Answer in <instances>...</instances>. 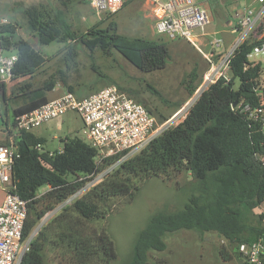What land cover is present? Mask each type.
I'll return each mask as SVG.
<instances>
[{
    "label": "trees",
    "instance_id": "1",
    "mask_svg": "<svg viewBox=\"0 0 264 264\" xmlns=\"http://www.w3.org/2000/svg\"><path fill=\"white\" fill-rule=\"evenodd\" d=\"M57 1L66 7L73 0ZM24 15L27 31L39 46L64 45L61 53L67 68L76 65L80 48L105 55L116 51L144 73L164 70L171 59L166 43L121 35L112 19L116 14H108L85 33L74 31L60 9L54 11L40 4L26 9ZM103 24L106 25L102 28ZM256 33L261 40L245 42L231 60L232 83L225 84L220 80L212 85L193 104L181 124L164 132L72 205L82 218L100 220L104 219V214L98 204L134 196L140 191L136 181L157 178L172 169L186 170L192 175L195 187L187 203L180 210L163 209L149 218L136 237L133 256L127 264H148L149 254L163 253L167 249L166 237L182 230L216 232L235 249L239 258L238 245L251 244L264 237V228L247 229L243 218V212H252L264 203V164L261 161L264 157V130L257 125L249 128L244 116L232 110L235 103L264 108L263 66L259 61L252 63L248 60L254 48L264 43V21ZM0 47L6 55H17L10 81L5 83L0 78L2 102L16 105L11 110L14 127L17 118L46 105L50 101L48 94L59 82L74 93L64 72H59L60 80L52 76L38 86L33 83L46 59L19 35L17 24L0 25ZM92 70L98 73L95 66ZM235 80L240 82L237 92L233 91ZM197 81L198 76L193 74L191 97L200 85ZM13 87L19 88L18 96L11 92ZM128 94L134 96L132 91ZM181 108L177 105L167 114L158 113L156 117L162 123ZM3 120L8 126V120ZM44 142L31 132L18 133L14 141L17 151L12 170L14 193L28 202L24 240L30 238L47 213L84 187L85 181H80L81 177L96 170L97 151L80 138L66 139L63 149L57 153L37 150V146L42 147ZM69 176H74V180L70 181ZM44 186L49 191L39 196L38 190ZM62 242L68 243V235L60 236ZM47 243V236L41 232L31 241L21 264H46ZM77 243L76 249L85 245L84 240ZM91 246L97 250L84 249L78 252L79 256L91 253L107 262L116 257L113 242L108 238H99Z\"/></svg>",
    "mask_w": 264,
    "mask_h": 264
},
{
    "label": "rangeland",
    "instance_id": "2",
    "mask_svg": "<svg viewBox=\"0 0 264 264\" xmlns=\"http://www.w3.org/2000/svg\"><path fill=\"white\" fill-rule=\"evenodd\" d=\"M198 1L209 8L212 17V24L206 31L209 36L201 41V52L185 41H170L157 35L153 29L149 8L147 9L146 3L142 0L127 4L112 17L118 25V32L123 36L145 38L167 44L171 59L164 70L153 73L139 71L116 51L111 55H105L100 51L91 53L82 48L79 49L76 65L67 68L62 60L63 44L54 43L41 47L27 31L24 11L31 6L43 4L54 11L63 10L72 29L78 33H85L108 15H98L90 5L91 0H73L66 7L60 6L57 0H0V16L8 23L17 24L19 35L28 40L46 59L44 68L33 80L35 85H40L52 76L60 80L59 72H64L68 85L79 98L88 97L108 86H117L127 94L128 91H132L134 96L131 97L136 102L152 107L153 113L157 115L167 114L177 105L183 107L195 98V94L192 97L190 95L191 76L196 74L197 82L202 83L210 68L202 53L209 55L210 41L221 42L222 48L218 49V52L231 49L238 38L237 35L230 33L232 26L238 22L236 16L239 17L247 8L258 10L261 7L259 0ZM105 25L103 24L102 28ZM258 38L256 32L251 36V40ZM254 59L262 63L264 83V55ZM92 66H95L98 73L92 70ZM18 89V87L11 88V92L15 93L14 96H18ZM239 90L240 82L235 80L233 91ZM67 91H69L68 87L59 82L56 89L48 94L49 100L57 99ZM15 107L16 105L11 102L4 104L0 97V144L7 145L18 133L12 124L11 110ZM3 118L8 120V126L5 125ZM83 131L84 125L80 117L68 113L44 123L32 133L45 141L42 146L43 151L57 153L63 149L66 139L80 138L89 144ZM74 178V176L68 177L70 181ZM136 182L140 191L134 196L118 197L106 204H98L104 219L89 221L82 218L73 210L74 202L42 219L34 230L36 234L33 240L41 232L47 236L46 264L129 263L133 256L136 237L144 229L149 218L163 209L168 211L182 209L195 187L192 175L186 170L172 169L160 177ZM1 191H4L2 187H0V197ZM47 191L49 188L44 186L38 190V194L42 196ZM243 218L247 222V229L264 228V203L252 212H243ZM62 234L68 235V243H60ZM102 237L113 242L115 259L107 262L91 253L79 256L78 252L84 249L96 251L97 248H93L91 244ZM79 240H84L85 245L76 249L75 244H78ZM165 240L167 249L163 253L151 252L148 264H243L235 249L216 232L199 233L182 230L169 234Z\"/></svg>",
    "mask_w": 264,
    "mask_h": 264
},
{
    "label": "built area",
    "instance_id": "3",
    "mask_svg": "<svg viewBox=\"0 0 264 264\" xmlns=\"http://www.w3.org/2000/svg\"><path fill=\"white\" fill-rule=\"evenodd\" d=\"M133 1L136 0H91L90 5L98 15L117 14ZM142 1L149 8L157 35L170 41H185L201 52V41L209 36L206 31L212 24L210 10L205 4L198 0ZM259 3L261 7L258 10L247 8L239 17L236 16L238 22L232 26L230 33L238 38L231 49L218 52L222 48L221 42L210 41L209 55L202 53L210 68L194 93L195 98L162 123L154 113L150 114L147 106L136 102L117 86L105 87L85 98H78L75 93L67 91L40 109L17 118L16 132L32 133L44 123L74 113L83 122V133L89 145L97 151L96 170L80 178V181H85L84 187L45 217L82 198L116 173L127 161L139 155L164 132L181 124L193 104L212 85L220 80L225 81V84L232 83V58L242 44L251 40L259 24L264 21V0H259ZM6 23L8 22L0 16V25ZM257 40H261V37ZM259 55H264V43L249 54V62H258L254 58ZM16 61L17 55H6L0 47V78L3 82L10 81L11 70ZM232 110L244 116L249 128L257 125L264 130V108L240 103L232 106ZM14 141L15 138H12L8 145H0V187L5 191L0 204V264H21L36 234L34 232L29 239H23L28 219V202L14 193L12 170L17 154ZM37 150L41 151L42 147L37 146ZM261 161L264 164V157ZM238 252L245 264H264V237L261 236L251 244L238 245Z\"/></svg>",
    "mask_w": 264,
    "mask_h": 264
},
{
    "label": "crops",
    "instance_id": "4",
    "mask_svg": "<svg viewBox=\"0 0 264 264\" xmlns=\"http://www.w3.org/2000/svg\"><path fill=\"white\" fill-rule=\"evenodd\" d=\"M76 95V94H75ZM77 96V95H76ZM49 97V96H48ZM78 97V96H77ZM79 98V97H78ZM50 99V98H49ZM2 192V191H1ZM4 192V191H3ZM2 192V196L0 197V204L2 203L4 197H5V193Z\"/></svg>",
    "mask_w": 264,
    "mask_h": 264
},
{
    "label": "water",
    "instance_id": "5",
    "mask_svg": "<svg viewBox=\"0 0 264 264\" xmlns=\"http://www.w3.org/2000/svg\"><path fill=\"white\" fill-rule=\"evenodd\" d=\"M236 104H237V103H235L234 106H236ZM147 109H148V111L150 112V114L153 113V110H152V108H151L150 106H148Z\"/></svg>",
    "mask_w": 264,
    "mask_h": 264
},
{
    "label": "flooded vegetation",
    "instance_id": "6",
    "mask_svg": "<svg viewBox=\"0 0 264 264\" xmlns=\"http://www.w3.org/2000/svg\"><path fill=\"white\" fill-rule=\"evenodd\" d=\"M148 107V106H147ZM152 108V107H151ZM152 110H153V108H152Z\"/></svg>",
    "mask_w": 264,
    "mask_h": 264
}]
</instances>
